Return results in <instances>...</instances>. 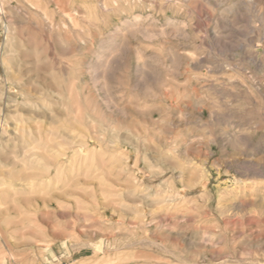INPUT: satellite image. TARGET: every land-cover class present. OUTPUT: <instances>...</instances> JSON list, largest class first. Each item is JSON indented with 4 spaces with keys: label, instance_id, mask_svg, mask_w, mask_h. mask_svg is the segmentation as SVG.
<instances>
[{
    "label": "rangeland",
    "instance_id": "374dc122",
    "mask_svg": "<svg viewBox=\"0 0 264 264\" xmlns=\"http://www.w3.org/2000/svg\"><path fill=\"white\" fill-rule=\"evenodd\" d=\"M0 264H264V0H0Z\"/></svg>",
    "mask_w": 264,
    "mask_h": 264
},
{
    "label": "bare ground",
    "instance_id": "6f19581e",
    "mask_svg": "<svg viewBox=\"0 0 264 264\" xmlns=\"http://www.w3.org/2000/svg\"><path fill=\"white\" fill-rule=\"evenodd\" d=\"M99 4V3H98ZM75 158V157H74ZM78 158V157H77ZM73 160V159H72ZM31 181V180H30ZM35 181V180H34ZM32 183V182H31ZM203 185V184H202ZM146 225V224H145Z\"/></svg>",
    "mask_w": 264,
    "mask_h": 264
}]
</instances>
